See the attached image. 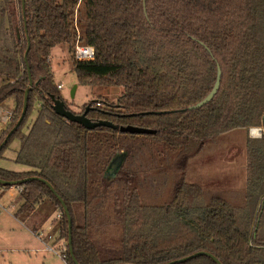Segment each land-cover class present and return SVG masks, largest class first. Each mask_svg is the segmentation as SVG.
<instances>
[{
	"label": "trees",
	"instance_id": "trees-1",
	"mask_svg": "<svg viewBox=\"0 0 264 264\" xmlns=\"http://www.w3.org/2000/svg\"><path fill=\"white\" fill-rule=\"evenodd\" d=\"M13 1L0 0V105L7 98L14 102L0 143L20 115L27 67L32 88L26 114L0 158L17 138L14 160L30 168L0 167V179L36 176L56 191L38 179L17 184L16 214L28 218L38 210L45 221L59 213L49 236L65 239V264L75 263L57 195L70 215L79 264H162L198 251L222 264H264V133L246 139L241 205L219 187L187 181L189 160L220 133L257 126L264 131V0H25L24 13L21 0L18 10ZM76 43L94 49L92 59L71 56L78 84L123 88L115 103L95 99L78 113L88 105L92 121L155 133L86 129L52 110L50 96L62 97L50 51L67 45L72 52ZM217 67L215 95L189 109L209 93ZM37 100V117L24 133ZM122 154L117 172L107 173ZM6 187L0 183V190ZM175 264L217 263L198 255Z\"/></svg>",
	"mask_w": 264,
	"mask_h": 264
},
{
	"label": "rangeland",
	"instance_id": "rangeland-1",
	"mask_svg": "<svg viewBox=\"0 0 264 264\" xmlns=\"http://www.w3.org/2000/svg\"><path fill=\"white\" fill-rule=\"evenodd\" d=\"M15 8L19 7L18 0L13 1ZM20 36V27L17 28ZM75 57V48L71 52L67 45L55 46L49 54L51 72L53 73L54 84L58 86L59 93L73 113L80 112L84 105L92 100L103 99L109 103H115L122 87L99 86L89 84H78L74 70H72L71 56ZM73 96L71 95L72 88ZM103 102H101V105ZM1 107L12 106V98L5 99ZM40 100L34 104L31 116L27 120L24 133H28L40 109ZM1 112L3 109H1ZM11 111H3L2 113ZM8 123V121H7ZM6 123V125H7ZM5 125L0 119V127ZM5 125V127H6ZM258 128L260 134H250V128L230 133H220L214 143L207 145L197 156L190 159L187 169V181L210 185V188L219 187L224 195L235 205H241V185L246 178V163L248 156L246 152L247 138H260L264 131L262 126ZM232 143H239L241 150L237 151ZM233 144V145H235ZM236 145V146H237ZM19 141L14 138L2 151L0 165L11 170H27L30 167L15 162ZM138 154L136 164H143L145 154ZM148 160V159H147ZM146 160V162H147ZM20 205L18 188L11 185L0 193V264H65L61 253L66 245L65 239H60L57 233L49 236V231L56 223L59 213H52L45 221L44 214L38 210L34 211L26 223L21 214H16L18 220L12 219L11 215L17 212ZM8 212V213H7ZM22 220L23 224L19 221ZM35 230H38L37 233Z\"/></svg>",
	"mask_w": 264,
	"mask_h": 264
},
{
	"label": "water",
	"instance_id": "water-1",
	"mask_svg": "<svg viewBox=\"0 0 264 264\" xmlns=\"http://www.w3.org/2000/svg\"><path fill=\"white\" fill-rule=\"evenodd\" d=\"M24 6H25V0H21L22 13H24ZM25 32H26V29H25ZM28 49H29V40L27 38V47H26V50H25L24 56H23L25 61H26ZM27 71H28V85L24 90L23 102H22V108H21L20 115H19L15 125L10 129V131L6 134V136L3 138L2 142L0 143V149L2 148L3 144L6 142L7 138L11 135V133L14 130H16V128L19 126V124L21 123L22 119L24 118V116L26 114L28 92L32 88V80L30 77L28 67H27ZM220 74H221L220 68L217 67L216 78H215V81H214V84H213L211 90L203 99H201L200 101H198L194 105L189 106V109H194V108H197V107L204 105L215 95V93L219 87V84H220ZM75 88H76V85H74V87L72 88V91H71L72 96H73ZM50 98L52 100V104H51L52 110L57 115L65 118L67 121L78 123V124L82 125L83 127H85L86 129H93V128L98 127V126H105V127H110L113 129H119L121 132H129V133H134V134H144V133L152 134V133H155V129L146 128V127H139V126H133V125L119 126V125L112 123L111 121H108V120L92 121L86 116V113H87L88 109L90 108L88 105L84 108V110L81 113H73L70 109L66 108L65 102L62 99H60V97H55L54 95H51ZM122 155L123 156H121V160L117 163V165H115V167L113 166V163L116 161V157L111 160V162L109 163L108 168H107V173L114 175L117 172V170L120 168L122 161L124 159V154H122ZM30 179H38V180L44 182L49 187V189L52 191V193L56 194L55 189L47 180L40 178V177H36V176L27 177V178H23L20 180H3V179H0V183L3 185H9V186L15 185V186H17V184L26 182L27 180H30ZM57 198L59 199V201L63 207V210L66 214V217H67L68 250H69L70 256H71L72 260L74 261V263L79 264L73 255L72 247H71V219H70V215L68 213L67 207H66L65 203L63 202V200L58 195H57ZM198 255L209 256L217 264H222L214 255H212L209 252H204V251H198V252H195L191 255L182 257L180 259L171 260V261H168V262L162 263V264L180 263V262H184L186 260H189L193 257H196ZM120 264H123V263H120Z\"/></svg>",
	"mask_w": 264,
	"mask_h": 264
},
{
	"label": "built area",
	"instance_id": "built-area-1",
	"mask_svg": "<svg viewBox=\"0 0 264 264\" xmlns=\"http://www.w3.org/2000/svg\"><path fill=\"white\" fill-rule=\"evenodd\" d=\"M74 48H75V57L78 60H88V59H92L94 57V49L92 46H86V45L76 43ZM57 87L59 89L62 86H61V84H59ZM98 104H100V103H97V105ZM10 115H11L10 113H2L0 110V119H2L3 122H7L10 118ZM254 129L255 128H250V134L254 135V136L259 135L260 130L258 128H256L259 131H257L256 133H253L252 130H254Z\"/></svg>",
	"mask_w": 264,
	"mask_h": 264
},
{
	"label": "crops",
	"instance_id": "crops-1",
	"mask_svg": "<svg viewBox=\"0 0 264 264\" xmlns=\"http://www.w3.org/2000/svg\"><path fill=\"white\" fill-rule=\"evenodd\" d=\"M8 107H10V106H7V107H5V108L0 106V108L3 109L2 112H3V111H11L10 108H12V106H11L10 108H8ZM5 113H9V112H5ZM1 121H2V119H1ZM2 122H3V121H2ZM3 123L6 125L7 122H3ZM5 125H2V126L0 127V133L5 129ZM18 148H19V146H18ZM18 148L15 150L16 152H17ZM1 157H2V156H1ZM0 167L5 168V167H3V166H1V165H0ZM5 169H7V168H5ZM10 170H11V169H10ZM14 171H17V170H14ZM19 171H24V170H19ZM2 192H3V189L0 190V193H2ZM20 203H21V200H20ZM19 206H20V205H19ZM1 207L5 209V207L0 206V214H1V209H2ZM16 210H18V208H17ZM7 213H8V212H7ZM11 217H12V219H14V220H18V217H17L16 213H13V215H11ZM23 219L25 220V222H23L22 220H20L19 222H20L21 224L26 223L28 220H30L29 218H23ZM22 222H23V223H22ZM37 231H38V230H37ZM36 233H37V235H39L38 232H36Z\"/></svg>",
	"mask_w": 264,
	"mask_h": 264
},
{
	"label": "bare ground",
	"instance_id": "bare-ground-1",
	"mask_svg": "<svg viewBox=\"0 0 264 264\" xmlns=\"http://www.w3.org/2000/svg\"><path fill=\"white\" fill-rule=\"evenodd\" d=\"M257 131H259V130L256 128L254 130H252L253 133H256Z\"/></svg>",
	"mask_w": 264,
	"mask_h": 264
}]
</instances>
